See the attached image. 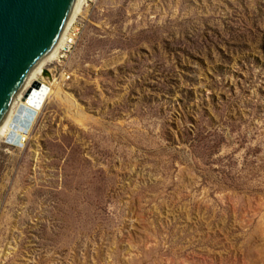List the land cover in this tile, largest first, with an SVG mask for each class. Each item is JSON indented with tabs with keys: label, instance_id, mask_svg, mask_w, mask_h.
<instances>
[{
	"label": "rangeland",
	"instance_id": "1",
	"mask_svg": "<svg viewBox=\"0 0 264 264\" xmlns=\"http://www.w3.org/2000/svg\"><path fill=\"white\" fill-rule=\"evenodd\" d=\"M75 25L0 141V264H264V0H83Z\"/></svg>",
	"mask_w": 264,
	"mask_h": 264
},
{
	"label": "water",
	"instance_id": "2",
	"mask_svg": "<svg viewBox=\"0 0 264 264\" xmlns=\"http://www.w3.org/2000/svg\"><path fill=\"white\" fill-rule=\"evenodd\" d=\"M76 1L0 0V128L32 73L62 35Z\"/></svg>",
	"mask_w": 264,
	"mask_h": 264
},
{
	"label": "bare ground",
	"instance_id": "3",
	"mask_svg": "<svg viewBox=\"0 0 264 264\" xmlns=\"http://www.w3.org/2000/svg\"><path fill=\"white\" fill-rule=\"evenodd\" d=\"M83 0H77L73 8L72 14L65 26V29L54 46L53 50L44 58L41 64L34 70L30 80L27 82L23 90L18 94L12 106L11 111L5 118L0 128V141L3 140L4 144L10 147L21 148L31 136L36 120L40 115V109L37 108L34 97L37 98L38 94L42 93L43 96L51 95L54 91L56 84H60L64 79H54L50 74L49 67L58 59L60 55L65 53L63 50L69 48V34L72 30V25L75 24V19L80 10ZM76 29V27H75ZM73 42V40H72ZM67 45V46H66ZM49 63V64H48ZM45 70V65H47ZM47 72V73H46ZM39 83L38 88L35 87ZM47 84L49 88L47 87ZM50 89V92H49ZM45 90V91H44ZM42 91V92H41ZM44 91V92H43ZM26 97V98H25ZM41 97V96H40ZM50 96L48 97V99ZM38 103V102H37ZM22 125H28L27 129L22 128ZM19 142V146L16 143Z\"/></svg>",
	"mask_w": 264,
	"mask_h": 264
},
{
	"label": "built area",
	"instance_id": "4",
	"mask_svg": "<svg viewBox=\"0 0 264 264\" xmlns=\"http://www.w3.org/2000/svg\"><path fill=\"white\" fill-rule=\"evenodd\" d=\"M75 27H76V25L75 24H73L72 25V30H71V33L69 34V44H67V45H69L68 47V49H67V47L65 48L66 50H63L65 53H63L62 52V54L60 55V57L61 58H58L55 62H57V63H60L61 62V60L62 59H64L66 56H67V54L68 53H70V51H71V49H72V45L74 44V42H75V40H76V36H77V34H78V30H77V27H76V29H75ZM72 40H73V42H72ZM66 45V46H67Z\"/></svg>",
	"mask_w": 264,
	"mask_h": 264
}]
</instances>
